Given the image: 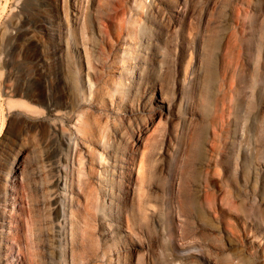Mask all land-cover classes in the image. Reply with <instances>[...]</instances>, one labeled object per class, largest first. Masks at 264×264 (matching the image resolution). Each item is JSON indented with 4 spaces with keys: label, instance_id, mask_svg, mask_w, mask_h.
<instances>
[{
    "label": "rangeland",
    "instance_id": "rangeland-1",
    "mask_svg": "<svg viewBox=\"0 0 264 264\" xmlns=\"http://www.w3.org/2000/svg\"><path fill=\"white\" fill-rule=\"evenodd\" d=\"M0 264H264V0H0Z\"/></svg>",
    "mask_w": 264,
    "mask_h": 264
},
{
    "label": "bare ground",
    "instance_id": "bare-ground-1",
    "mask_svg": "<svg viewBox=\"0 0 264 264\" xmlns=\"http://www.w3.org/2000/svg\"><path fill=\"white\" fill-rule=\"evenodd\" d=\"M143 65V64H142ZM145 65V64H144ZM146 74L149 73V68L144 66ZM150 107H143L142 110L148 111L147 109H151L153 113L150 124L145 127L138 126L133 134V148L130 151V155L128 160L126 161L121 154H116L111 158L109 162V189H104V186H100L102 192L103 200L108 203H111L114 199V193L122 194L124 197L123 207L125 212H127L128 217L131 223H134V201L137 202V208L139 212H143L145 206L143 204V196H144V184L147 182L148 178V170L150 167L148 158V151L151 147L152 141L154 140V134L150 131L152 130L153 125L161 119V117L165 115H169L172 113L170 109V105L168 103V97L164 93L159 92L158 97L157 94L155 96V85L152 84L150 87ZM202 137V136H201ZM138 162L139 168L137 172L136 179H134V171L136 170V163ZM146 163V165H145ZM144 170V173L142 172ZM9 175V174H8ZM147 175V177H146ZM137 183L136 188H129V184ZM61 193L58 199L61 200V206L63 205V200L67 197V187L66 184L62 187ZM62 212L64 215V207L62 206ZM113 222H116L112 220ZM4 227H8L6 224ZM116 233L118 235H122L128 233L127 228L122 225L116 226ZM125 239V238H124ZM125 243V242H124ZM124 249V248H123ZM136 250V249H134ZM137 251V250H136ZM137 256V253H136Z\"/></svg>",
    "mask_w": 264,
    "mask_h": 264
}]
</instances>
